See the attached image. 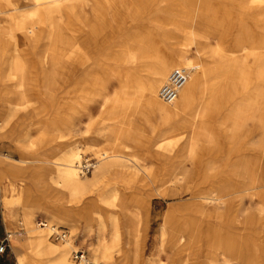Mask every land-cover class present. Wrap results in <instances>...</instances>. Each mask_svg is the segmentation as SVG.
<instances>
[{
	"label": "bare ground",
	"instance_id": "obj_1",
	"mask_svg": "<svg viewBox=\"0 0 264 264\" xmlns=\"http://www.w3.org/2000/svg\"><path fill=\"white\" fill-rule=\"evenodd\" d=\"M34 1L35 4L42 3L40 0ZM45 1L48 3L46 6L48 13L54 15L62 7L64 0ZM173 1L177 5L188 3L187 0ZM229 2L239 4V16L245 8L250 7L253 15L259 21L258 25L260 24L263 30V34L260 36L263 50L260 51L256 60L259 68L254 71V74L260 77L261 84L249 91L251 97L246 102V107L240 108L237 104L235 108H230L218 122V127L226 131L227 137L231 138L234 147H238L237 143L244 142L247 148L254 150L244 158L241 157V154H236L234 157L230 165V177L235 180L234 186L218 185L204 199L209 207H214V210L210 211L211 213L208 215L211 218L218 212L217 206L222 204L224 192L230 190L231 186L234 189L242 188L237 190V193L252 189L253 194L258 198L255 201L256 210L261 214L256 218L264 220V185L257 184L260 173L257 164L264 153V0H229ZM107 4L108 11H99L94 15V20H90L86 16L80 20L86 29L84 33L79 28L81 32L73 35L66 28L54 23L56 29L50 36L49 42L44 46L43 57L40 61V74L43 80L41 88L45 95L53 94L62 77L68 79L71 84L81 85L84 77L80 70L88 62L92 63L91 66L104 65L105 70H110L109 64L104 60L92 59L94 55L101 54L102 46L105 48L106 45L110 46L119 42L117 60L120 62L125 56L134 52L136 54H132L131 58L137 57L141 43L136 42L137 37L134 34L137 32L136 22L140 19L158 24L164 29L168 27L167 36L173 40V45L169 48L168 55H163L157 50L143 53L141 57L155 59V65H149L146 68L148 79L145 81L137 79L140 84L134 91L129 92L128 88L124 86L118 91L119 94L116 93L119 96L117 100H119L120 108L117 113L118 119L113 120L114 117L111 116L112 121L104 129L94 130L92 122L83 131L75 130L69 138L70 140L66 141L64 145L44 148L34 154L31 152L32 155L29 156L28 150L31 147L37 143L39 145L46 143L45 139L49 138L47 132L41 131L40 134L37 133L39 136L35 135L27 145L23 146L27 156L14 158L7 154H0V180L11 174L23 181L17 188L15 196L3 198L7 207L17 205L21 207L19 209H23L21 223L25 227L23 230L17 232L15 230L11 234L15 241L17 264H77L72 256L70 258L69 248L72 244L70 236L58 240L63 242L57 244L50 240V230L56 225L48 224L45 220H43L45 226L39 224L40 220H38V224L34 225L33 217L37 210L44 212L45 219L48 221L70 224L74 230L78 229V224L83 220L85 230L94 232V238L89 242V252L92 258L88 257L87 259L98 264H117L111 254L113 248L122 245L124 239L127 243L136 241L139 236L142 237V241L146 239L148 229L146 220L150 210L149 198L140 195L134 201L135 208L122 203L119 212L114 213L107 208V205L116 202L115 199L119 197L120 191H112L111 198H107L100 191L101 188H98V183L103 180H108L110 183L118 178L124 183L129 182V177L125 174L129 170L133 171L137 177H140L145 171L152 179H155V168L141 156L125 151L120 140L131 139L139 145L144 144L142 135L164 134L158 138L156 143L149 146L150 155L155 159L165 160L175 151L180 160H186V155L194 151L198 135L203 134L202 132H209L203 122L197 121V117L201 118L207 114L208 107L204 104L195 109L194 104L197 99L207 98L206 102H212L217 97L224 95L223 90L227 89L229 85L227 81L233 74L238 75L242 81L246 79L247 71L242 67L245 61L240 56L224 54L221 44H227L228 40L220 43L195 30L192 27V18L189 23L185 24L180 13L168 12L162 15L163 10L160 7L147 12L143 8L144 5L138 0H133L132 4L126 0H117V3L114 4L107 1ZM229 13L228 9L225 14L229 15ZM216 14L217 12L214 10L200 9L196 16L206 21H217L220 26L224 27L223 20H217ZM226 20L225 24L229 23V18ZM228 27L227 24L225 31ZM102 32L104 41L98 47L95 39H100ZM238 37L240 36H234L236 44L239 42ZM35 39L37 41L39 38L36 36ZM192 45H194L193 51ZM5 65L7 64L5 63ZM175 66H186L183 68L188 71V79L179 89L176 99L168 103L159 94V90ZM121 67L123 68L119 64L115 68L119 70ZM24 76V63L17 53L11 58L9 68L0 70L1 80L9 78L15 80L17 92L15 109L25 107ZM114 95L115 93L108 98L114 99L116 96ZM9 106L10 104L7 102L0 105V134L4 137H10L13 131L8 123L10 118L4 117L5 113H8L6 111ZM251 121L261 129H240L248 127ZM147 128L149 132H147ZM257 130L262 132L258 135L259 137L253 135V132H257ZM185 135L186 139L180 143L176 151L174 147L177 146L179 137ZM207 141L208 143L215 142L214 138H208ZM86 150L93 152L92 159L95 160L90 175L82 174L80 170L84 159L86 161L89 159L88 156L83 155ZM184 176L183 172L177 177L175 193H180L184 188L191 195L197 194L198 190L191 182V178L184 179ZM12 184L14 183H10V185ZM11 187L14 188L15 185ZM192 198L190 196V199ZM239 204L243 210H249L244 203ZM178 207H182L180 210L183 211L178 214V227L174 233L167 235L165 240L162 239L160 244V250L164 252L165 257L173 262L185 258L184 254H179L178 248L187 243L184 241L186 237L194 236L193 233L198 226L197 213L202 204L199 200H195V202H189L187 205L182 204ZM178 207L171 206L168 209L165 215L166 222L175 217ZM16 216L18 218L19 215ZM219 218L225 223L230 222L227 216L221 213ZM164 232L163 230L162 234ZM223 241L225 243L221 246L225 248L224 253L228 255L227 257L236 254L242 258L243 254L247 253L243 249L235 252L229 238L224 237ZM173 249L178 252L171 253ZM74 250L76 249L72 251ZM250 252L256 254L260 253V250L253 247ZM50 254L53 255L50 260L39 261L40 256ZM29 255L33 260H29ZM163 262L164 259L160 258L159 263L163 264Z\"/></svg>",
	"mask_w": 264,
	"mask_h": 264
},
{
	"label": "rangeland",
	"instance_id": "obj_2",
	"mask_svg": "<svg viewBox=\"0 0 264 264\" xmlns=\"http://www.w3.org/2000/svg\"><path fill=\"white\" fill-rule=\"evenodd\" d=\"M107 1L112 4L117 3V0H64L62 7L54 15H50L46 7L48 3L45 0H40L42 2L40 4H35L34 0H0V70L8 69L11 58L17 53L24 63L25 71L23 79L24 108L15 109L17 100L15 80L10 78L7 80L0 79V105L5 102L10 104L6 111L8 113H5L6 116L4 115V117L10 118L8 123L13 128L10 137H4L0 134V154L19 158L27 156L23 146L27 145L29 140L35 135L39 136L38 134L41 131L47 132L49 138L45 139L46 143L40 145L37 143L34 147H31L28 150L29 156L38 153L44 148L64 145L66 141L70 140L69 138L75 130L83 131L92 122L94 130L104 129L112 121L111 116L114 117L113 120L118 119L117 113L120 108L118 106L119 100H117L119 96L116 93L124 86L128 88L129 92L134 91L140 84L137 79L143 81L148 79L147 65H144V57H141L143 53L151 52L152 48L156 47L161 54H169V48L173 45V40L167 36L168 27L164 29L158 24L140 19L136 22L137 32L134 34L137 37L136 42L141 43L138 53L140 56H135L132 59V54H136L134 52L125 56L120 62L117 60L119 42L110 46L106 45L105 48L102 46L101 54L94 55L92 59L104 60L109 64L110 70H105L104 65L91 66L92 63L88 62L80 70L83 72L84 77L81 85L71 84L68 79L62 77L59 79L58 88L53 94L45 95L41 88L43 80L40 74V61L43 57L44 46L49 42L50 36L54 34L56 29L54 23L66 28L73 35L79 34L81 29L84 33L86 29L80 23V20L84 16L94 20V15L99 11H108ZM126 1L132 4L133 0ZM138 1H141L144 5L143 8L147 12L160 7L164 11H162V15L168 12L180 13L181 19L185 24L189 23L192 18V27L195 30L210 36L220 43L228 40L229 43L221 44L224 54L240 56L245 61L242 67L247 73L245 81L240 80L238 75L233 74L234 77L232 75L227 81L229 85L225 91L223 90V96H230L231 98L236 96L241 100L246 98L249 100L251 97L249 91L258 87L259 80H261L258 75L254 74V71L259 68L256 60L260 51L263 50L262 42L260 41L263 30L260 24L258 25L259 21L253 15L250 7L245 8L241 16H239V4H232L229 0H201V2H199L200 0H187L188 3L184 2L182 5H177L173 0L171 2L170 0L169 2L168 0ZM200 9L216 11L217 20H223L224 27L220 26L217 21L212 22L198 18L196 13ZM228 9L230 13L226 15L225 12ZM193 13L194 15L192 16ZM227 18H229V23H227L229 27L225 31ZM79 28L81 29L79 30ZM36 36L39 38L37 41L35 39ZM103 36L104 33L102 32L100 39H95L98 47L104 41ZM234 36H240L237 44L234 41ZM192 46L193 51L194 45ZM119 64L123 68L121 67L117 70L115 67ZM113 93L116 95H114V99L108 98ZM207 107L210 113L204 115L206 120L203 123L211 128L214 126L215 113L212 111V104ZM204 117L202 116L200 119L202 120ZM245 129L261 128L251 121ZM147 132H149L148 128ZM257 133L254 131L253 135L258 137ZM157 135H142V140L150 146L157 142ZM240 146L238 145L240 149L234 150L231 154L228 144L223 142L222 149L219 152H194L187 154L186 160H180L177 157V153L170 154L165 160L155 159L150 155L146 158H151V165L155 168V179H152L145 171L142 172L140 177H137L133 171L129 170L125 173L129 177V182L124 183L119 178L114 179L110 183L108 180L99 182L98 188H101L100 191L107 198H111L110 194L112 191H120L119 197L115 199L116 202L107 205V208L114 213L119 212V207L122 203L135 208L136 203L134 201L140 195L149 198L150 210L146 220L148 223L146 239L142 241V237L139 236L136 241H131L130 243L125 242L124 239L122 245L113 248L111 251L116 263L160 264L159 260L162 258L164 259L163 264H264V220H257L256 218V216H261L256 210L255 201L258 198L253 194L252 189L237 193L236 191L242 188L234 189L232 187L235 180L230 177V165L234 157L236 154H241V157L244 158L245 155L252 153L254 150L247 148L246 144L242 148ZM229 152L227 163L223 160L221 161L222 156ZM83 155L93 158L94 154L86 150ZM141 157L146 160L145 156ZM257 166L260 169L258 164ZM183 172L185 173L184 179L191 178V182L194 183L198 190L197 194L191 195L186 192L187 190L175 193L176 179ZM87 174H92V171ZM257 179L258 185H264V183H260V173ZM8 180H11L14 183L12 185H15L14 188L11 187V192L16 193L17 188L23 181L21 178L8 174L0 180V187L3 188ZM218 185H232L230 190L224 192L226 201L230 199L227 202L230 205L226 207L223 201L219 205L216 215L210 218L208 215L213 208L205 203L204 198L210 195ZM190 196L193 198L190 199ZM195 200H199L200 204H202L201 209L197 213L196 222L198 226L195 233H193L194 236L189 238L185 236L186 239L184 241H187V243L183 247L178 248L179 254H184L185 258L173 262L167 259L164 252L160 250L161 240H165L167 235L176 231L178 227L177 220H179L178 214L183 212L180 210L182 207L178 206L187 205L189 202H195ZM239 203H244L249 210H243ZM171 206L179 209H177L175 217L166 222L165 215ZM41 212L40 210L35 211L33 217L34 225L38 224V220H45L48 224L66 228L72 243L69 248L70 258L72 250L79 248L85 250L88 257L92 258L89 252V242L93 240L94 232L85 230L83 220L78 224V229L74 230L70 224L48 221L45 217L41 218ZM220 213L227 216L230 222L221 221L219 218ZM22 226L24 225L22 224ZM163 230L165 231L164 234H162ZM185 235L187 234L185 233ZM224 237L231 240L232 249L235 252L243 249L247 253L243 254L242 258L236 254L227 257L228 255L224 253L225 248L221 246L225 243L223 241ZM50 240L57 244L63 242L54 240L52 237H50ZM253 247H257L260 253H251L250 251ZM178 251L173 249L171 253L175 254ZM52 256V254L40 256L39 261L50 260ZM31 259L33 260L29 255V260Z\"/></svg>",
	"mask_w": 264,
	"mask_h": 264
},
{
	"label": "crops",
	"instance_id": "obj_3",
	"mask_svg": "<svg viewBox=\"0 0 264 264\" xmlns=\"http://www.w3.org/2000/svg\"><path fill=\"white\" fill-rule=\"evenodd\" d=\"M155 50H157L159 52V50L156 47L152 48L151 51H155ZM144 60H145L144 65H147V66H149V65L154 66L155 65V59L144 58ZM259 81H260V83H259V85H260L261 80H259ZM206 99H204V98L197 99L196 103L194 104V108L196 109L197 107L202 106L204 104H206L207 106L212 104V107H213L212 111L215 113L214 126H212L211 128L208 127L209 132H202L203 134L198 135L197 143L194 146L193 153L194 152H212V151L219 152L222 149L221 147H222V144L224 142L225 144H228V146H229L228 148L230 149V152L232 154V152L234 150H238L240 148L234 147V143H232L231 138L227 137L226 131L223 129H220L218 127V122L220 121V119L226 114V112L230 108H235L237 104H239L240 108L246 107V102L248 101V99L246 98L245 100H241L239 97H236V96H232V98H231L230 96L224 97L223 95L217 97L216 100L212 101V102H210V101L206 102ZM230 103H232V104H230ZM226 104H229V105H226ZM208 111H209V108H207V113H210ZM204 120H206L205 117L202 120L199 117L197 119V121H202V122ZM240 129L246 130L245 127H241ZM257 132H258L257 133L258 135L262 134L261 130H257ZM162 135H164V134L157 135L158 136L157 139ZM206 136H208V137H206ZM186 137H187L186 135L182 136L178 140L177 146L174 148H178L180 145L179 143L184 141L186 139ZM208 138H211V139L214 138L215 142L214 143H208V141H207ZM120 141L123 143V147H124L125 151H127L131 154H134L136 156H145V158L150 156V153H149L150 148L146 144L145 141H144V144H139V145L135 144V142H133V140L127 141L125 138L121 139ZM244 144H245L244 142H241L240 144L237 143V146L241 145L240 147L242 148ZM230 152L228 154L224 155L226 157L222 156L221 161L223 160L224 162L227 163V161H228L227 157L229 156ZM172 153H175V151ZM13 157L19 158L16 156H13ZM150 159L151 158H146V162L151 164L152 161ZM258 165L260 166V183H264V153L261 155L260 160L258 162ZM10 183H12V181L8 180L7 184L3 188L0 187V242L5 240L6 245H7L6 249L4 251L0 252V264H17L16 263V252L14 249L15 241L12 239L11 234L15 230H16L15 232H17L19 230L24 229V226H22V223H21L23 209L22 210L19 209L21 207L17 206V205H13V207H7L4 203V200H3L4 197L10 198V197L16 195V193L11 192ZM184 190L186 191V189L182 188L181 192ZM223 199H224L223 204H226L225 205L226 207H227V205H230V203H227L230 199H228V201H226V197H224ZM219 205H221V204H219ZM219 205L217 206L218 208L216 210H219V207H220ZM12 208H13V210H12ZM8 210L9 211L11 210L12 212L11 211L9 212ZM213 210H214V207L210 211H213ZM41 213L42 214H40V217L44 218L46 216V214L44 212H41ZM16 215H19L18 218ZM11 241H13V242L11 243ZM17 242H19V240H17Z\"/></svg>",
	"mask_w": 264,
	"mask_h": 264
},
{
	"label": "built area",
	"instance_id": "obj_4",
	"mask_svg": "<svg viewBox=\"0 0 264 264\" xmlns=\"http://www.w3.org/2000/svg\"><path fill=\"white\" fill-rule=\"evenodd\" d=\"M188 71L186 68L183 67H175L169 74V78L162 84L159 90V94L162 96V98L168 102H173L176 97L178 96L179 89L185 84V82L188 79ZM95 162L94 159L89 158L88 161L84 159L83 164L80 167V170L82 171V174H87L91 172L93 168V163ZM39 224L41 226H45V222L43 220L39 221ZM68 236V232L66 228L62 226H53L50 232V237H52L54 240H63ZM6 241L3 240L0 242V252L4 251L6 249ZM72 259L77 264H98L96 262H93L91 260H88V255L86 254V251L79 248L74 251H72Z\"/></svg>",
	"mask_w": 264,
	"mask_h": 264
}]
</instances>
